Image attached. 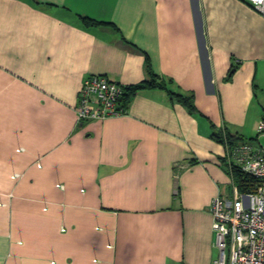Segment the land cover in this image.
I'll use <instances>...</instances> for the list:
<instances>
[{
    "label": "crops",
    "instance_id": "crops-1",
    "mask_svg": "<svg viewBox=\"0 0 264 264\" xmlns=\"http://www.w3.org/2000/svg\"><path fill=\"white\" fill-rule=\"evenodd\" d=\"M146 59L163 87L77 121L84 78L129 87ZM262 117L247 1L0 0V264H213L209 207L232 177L211 131L254 141Z\"/></svg>",
    "mask_w": 264,
    "mask_h": 264
},
{
    "label": "built area",
    "instance_id": "built-area-1",
    "mask_svg": "<svg viewBox=\"0 0 264 264\" xmlns=\"http://www.w3.org/2000/svg\"><path fill=\"white\" fill-rule=\"evenodd\" d=\"M264 13V0H244ZM127 86L104 75L83 79L75 97L77 121L102 120L124 113ZM256 140L228 147V165L249 179L240 189L231 179L230 196L217 195L210 204L217 257L213 264H264V117L256 125Z\"/></svg>",
    "mask_w": 264,
    "mask_h": 264
},
{
    "label": "trees",
    "instance_id": "trees-1",
    "mask_svg": "<svg viewBox=\"0 0 264 264\" xmlns=\"http://www.w3.org/2000/svg\"><path fill=\"white\" fill-rule=\"evenodd\" d=\"M81 21L85 25H93V24H111L108 22H103V21H96L94 19H91L87 16H82L80 17ZM146 72H147V78L144 80L140 81L139 83H136L132 86L127 87V91L124 97V101L126 98L132 94L135 93L136 91L144 88H150V87H163L164 84H162L161 81H159V76L153 72V70L150 68V64L148 60L146 59ZM169 94L171 97H173L177 102L181 103L184 105L189 112L191 113H196V109L193 103V99L191 95H184L178 92H173L169 91ZM211 137L215 139L218 142H221L222 144L226 146H231L236 143V135L227 131V130H222V129H214L211 131ZM231 170V177L233 182L240 188L242 189L243 187V182L248 180L249 178L245 175H243L240 170L236 166H230Z\"/></svg>",
    "mask_w": 264,
    "mask_h": 264
},
{
    "label": "rangeland",
    "instance_id": "rangeland-1",
    "mask_svg": "<svg viewBox=\"0 0 264 264\" xmlns=\"http://www.w3.org/2000/svg\"><path fill=\"white\" fill-rule=\"evenodd\" d=\"M260 141H261L262 145L264 146V139L262 138V139H260ZM228 190H230V188H229V187H228V188L226 187V188H225V191H228ZM229 196H230V195H229Z\"/></svg>",
    "mask_w": 264,
    "mask_h": 264
}]
</instances>
